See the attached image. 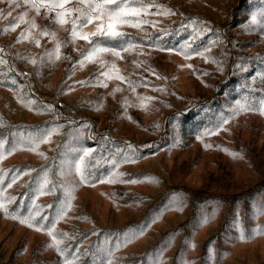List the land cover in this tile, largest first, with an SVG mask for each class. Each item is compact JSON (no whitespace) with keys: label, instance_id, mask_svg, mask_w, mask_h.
Segmentation results:
<instances>
[{"label":"trees","instance_id":"obj_1","mask_svg":"<svg viewBox=\"0 0 264 264\" xmlns=\"http://www.w3.org/2000/svg\"><path fill=\"white\" fill-rule=\"evenodd\" d=\"M97 3L0 0V264H264V0Z\"/></svg>","mask_w":264,"mask_h":264},{"label":"snow or ice","instance_id":"obj_2","mask_svg":"<svg viewBox=\"0 0 264 264\" xmlns=\"http://www.w3.org/2000/svg\"><path fill=\"white\" fill-rule=\"evenodd\" d=\"M29 2H31L33 4V6H35V0H29ZM72 0H41V7H49L51 9H62V11L57 13V18H58V22L61 24L67 23L68 20L65 19L66 16H71L72 14V10L71 9H66V5L71 3ZM79 3H84V4H88V5H92L93 4V0H78ZM116 3V0H101V3H97L95 4V9L97 11L101 12V15L97 16L96 19L100 20L102 19L103 15L105 14L103 12V9L105 7V5H109V4H114ZM76 11H80L79 9H77ZM139 13L135 10L132 11H128L125 9H121L119 12L114 13L113 15H111L109 17L110 19V23L107 24V29L110 30V34L111 35H117L118 33L115 32V26L117 23H124L125 21L122 19L125 16L128 15H138ZM89 23L92 22L91 18H89L88 20ZM34 26V25H33ZM98 31L103 32L105 31V26L104 25H100V27L98 28ZM96 33H93V35H95ZM75 36H79V33H74ZM81 38L83 39H88L87 35L82 36Z\"/></svg>","mask_w":264,"mask_h":264},{"label":"rangeland","instance_id":"obj_3","mask_svg":"<svg viewBox=\"0 0 264 264\" xmlns=\"http://www.w3.org/2000/svg\"><path fill=\"white\" fill-rule=\"evenodd\" d=\"M96 191L92 192V193H95Z\"/></svg>","mask_w":264,"mask_h":264}]
</instances>
